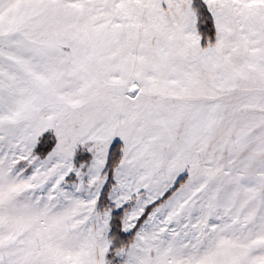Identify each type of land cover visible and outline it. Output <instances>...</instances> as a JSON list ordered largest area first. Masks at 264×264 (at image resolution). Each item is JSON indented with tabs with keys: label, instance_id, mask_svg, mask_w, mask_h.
Masks as SVG:
<instances>
[{
	"label": "snow or ice",
	"instance_id": "snow-or-ice-1",
	"mask_svg": "<svg viewBox=\"0 0 264 264\" xmlns=\"http://www.w3.org/2000/svg\"><path fill=\"white\" fill-rule=\"evenodd\" d=\"M0 264H264V0H0Z\"/></svg>",
	"mask_w": 264,
	"mask_h": 264
}]
</instances>
